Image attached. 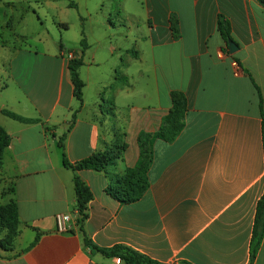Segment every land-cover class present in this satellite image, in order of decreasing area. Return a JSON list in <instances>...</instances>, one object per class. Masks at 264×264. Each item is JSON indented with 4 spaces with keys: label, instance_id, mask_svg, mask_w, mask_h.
<instances>
[{
    "label": "crops",
    "instance_id": "obj_1",
    "mask_svg": "<svg viewBox=\"0 0 264 264\" xmlns=\"http://www.w3.org/2000/svg\"><path fill=\"white\" fill-rule=\"evenodd\" d=\"M140 3L138 39L129 31L118 45H106L102 33L84 28L83 37L79 24L44 53L55 65L51 92L32 82V61L23 59L32 52L1 42L0 126L11 144L0 165V207L15 203L19 223L8 250L0 249V264H125L93 252L85 236L101 249L123 245L162 264H250L264 196V7L257 0ZM220 16L231 24L234 54L219 32ZM83 39L80 109L61 52L79 58ZM174 91L188 97L185 128L172 143L154 142L149 189L122 204L110 188L136 167L139 136L160 129ZM97 153L112 159L103 172L65 166ZM75 176L93 193L81 226ZM62 213L73 214L68 233L57 231ZM253 264H264V238Z\"/></svg>",
    "mask_w": 264,
    "mask_h": 264
},
{
    "label": "trees",
    "instance_id": "obj_2",
    "mask_svg": "<svg viewBox=\"0 0 264 264\" xmlns=\"http://www.w3.org/2000/svg\"><path fill=\"white\" fill-rule=\"evenodd\" d=\"M264 7V0H257ZM219 32L228 46V43L232 41L231 38V24L229 20L223 16L219 18ZM67 29V25H64ZM171 28L173 31L174 39L178 38V21L176 17L171 21ZM84 37V31L82 32ZM82 51L79 58L69 62L68 70L70 78L74 87V97L80 103V109L83 106V90L85 87L84 82L79 75V69L83 66V56L87 49L85 40L81 41ZM172 109L169 114L163 118L160 129L154 134L142 133L139 136L140 145V158L135 168L128 169L123 175L115 178L114 184L110 188L111 195L116 198L122 204H131L138 202L150 187V181L148 177L149 170L154 160V142L156 140H162L167 143L174 142L181 132L185 128V117L189 108L188 97L181 91H174L171 93ZM260 108L263 113L262 101ZM3 113L9 118L22 122V123H35L37 120L25 119L9 111H3ZM263 116V130H264V115ZM76 115H73L69 130L72 128ZM66 134H64L59 141V146L63 150L64 158V142ZM11 144V137L0 126V165L3 162L5 150ZM111 160L108 159L106 154L97 153L92 157L85 159L76 166L70 165L65 160V166L74 172L80 170H92L96 172H103L107 166L111 164ZM74 187L76 193V210L80 213V219L78 224L81 226L87 219V209L89 203L93 199V193L90 188L78 177H74ZM19 223L18 206L15 203H11L6 206L0 207V234L5 232V236L0 240V249L8 250L11 242L17 235ZM264 238V196L259 202L257 207L255 225L253 230V238L251 243V259L250 264H253L259 249L261 247ZM35 240L33 245L37 242ZM85 245L93 252L100 253L107 258H117L122 260L125 264H162L155 261L148 256L141 254L134 249L118 245L110 249H101L95 246L86 236ZM186 264V263H182Z\"/></svg>",
    "mask_w": 264,
    "mask_h": 264
},
{
    "label": "rangeland",
    "instance_id": "obj_3",
    "mask_svg": "<svg viewBox=\"0 0 264 264\" xmlns=\"http://www.w3.org/2000/svg\"><path fill=\"white\" fill-rule=\"evenodd\" d=\"M140 2L0 0V44L3 42L32 52V55L24 53L23 56L25 62L32 61L29 62L32 82L42 90L45 86L51 92L55 83V65L47 61L44 53L59 47L63 36L66 39L68 35H74L79 24L89 34L95 33L98 36L102 33L100 40L106 45H118L119 41L129 36V31L134 32L131 38L144 35V28L138 20L142 10ZM60 24H67L68 30ZM108 26L111 27V33Z\"/></svg>",
    "mask_w": 264,
    "mask_h": 264
},
{
    "label": "built area",
    "instance_id": "obj_4",
    "mask_svg": "<svg viewBox=\"0 0 264 264\" xmlns=\"http://www.w3.org/2000/svg\"><path fill=\"white\" fill-rule=\"evenodd\" d=\"M61 56L64 59H66L68 62H71V61L77 59L73 52L67 51V50H63L61 52ZM75 214H76L77 219L79 221V219L81 217L80 213L76 210ZM56 223H57V231L59 233H68L73 228V224H74L73 214H69V213L58 214L56 216Z\"/></svg>",
    "mask_w": 264,
    "mask_h": 264
},
{
    "label": "water",
    "instance_id": "obj_5",
    "mask_svg": "<svg viewBox=\"0 0 264 264\" xmlns=\"http://www.w3.org/2000/svg\"><path fill=\"white\" fill-rule=\"evenodd\" d=\"M228 46H229L231 54H234L237 51V49H238L233 41H230Z\"/></svg>",
    "mask_w": 264,
    "mask_h": 264
}]
</instances>
